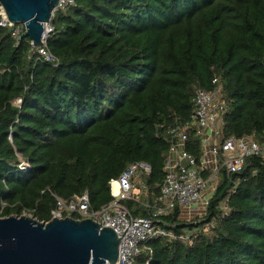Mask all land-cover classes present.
<instances>
[{"label":"trees","instance_id":"obj_1","mask_svg":"<svg viewBox=\"0 0 264 264\" xmlns=\"http://www.w3.org/2000/svg\"><path fill=\"white\" fill-rule=\"evenodd\" d=\"M72 1L50 21L57 66L30 57L29 39L12 37L17 25L0 26V218L45 223L53 196L84 192L99 210L109 182L135 162L150 167L149 196L123 205L152 218L163 128L189 121L195 87L210 90L213 80L226 104L222 138L264 143V0ZM179 215L157 217L174 238L149 240L139 263L264 264L263 154L223 177L203 217Z\"/></svg>","mask_w":264,"mask_h":264},{"label":"built area","instance_id":"obj_2","mask_svg":"<svg viewBox=\"0 0 264 264\" xmlns=\"http://www.w3.org/2000/svg\"><path fill=\"white\" fill-rule=\"evenodd\" d=\"M72 4V0H58L52 16L58 9L65 10ZM0 26H10L2 9ZM22 30L24 26L17 25L12 37L18 41ZM51 32L49 22L44 25L41 46L31 45L30 57L35 56L57 66V60L46 46ZM216 82L213 80L215 86L210 90L195 87L189 121L175 122L173 126L163 128L161 134L168 143V150L164 158V178L158 186L159 204L149 206L152 218L132 217L123 205L124 201L139 202L149 196L144 179L149 176L150 167L146 163L135 162L109 182L111 200L99 210L91 209L87 192L68 200L53 196L55 207L50 213V220L73 214L78 217L75 220L90 219L100 229L111 228L119 239L114 264H149L148 259L142 263L138 261L142 251L150 253L147 242L156 237L174 238L157 226V217L173 209H177L180 219L185 221L203 217L223 177L238 173L247 158L259 154L264 156V143L260 145L254 135L222 138L226 104L221 86ZM194 147L197 148V156L187 151V148ZM18 168L24 172L29 163L20 158Z\"/></svg>","mask_w":264,"mask_h":264},{"label":"water","instance_id":"obj_3","mask_svg":"<svg viewBox=\"0 0 264 264\" xmlns=\"http://www.w3.org/2000/svg\"><path fill=\"white\" fill-rule=\"evenodd\" d=\"M58 0H0L9 25H23L19 40L41 46L44 25ZM119 239L111 228L71 217L37 222L27 216L0 218V264H114Z\"/></svg>","mask_w":264,"mask_h":264},{"label":"rangeland","instance_id":"obj_4","mask_svg":"<svg viewBox=\"0 0 264 264\" xmlns=\"http://www.w3.org/2000/svg\"><path fill=\"white\" fill-rule=\"evenodd\" d=\"M23 216H27L30 217L29 215H27L26 213L23 214ZM144 252L142 251L141 254H143Z\"/></svg>","mask_w":264,"mask_h":264}]
</instances>
